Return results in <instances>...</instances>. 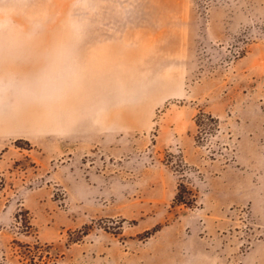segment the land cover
Returning <instances> with one entry per match:
<instances>
[{"label":"rangeland","instance_id":"obj_1","mask_svg":"<svg viewBox=\"0 0 264 264\" xmlns=\"http://www.w3.org/2000/svg\"><path fill=\"white\" fill-rule=\"evenodd\" d=\"M221 169L264 184V0H0V264H264Z\"/></svg>","mask_w":264,"mask_h":264},{"label":"crops","instance_id":"obj_2","mask_svg":"<svg viewBox=\"0 0 264 264\" xmlns=\"http://www.w3.org/2000/svg\"><path fill=\"white\" fill-rule=\"evenodd\" d=\"M255 169V168H254ZM232 173L228 169H221L218 175L212 177V183L215 185L211 192L213 196L222 197L220 200L243 201L250 200L255 208L260 207L264 202V184H242L240 182H228V176ZM252 174L248 173V176ZM238 177L239 175L233 174Z\"/></svg>","mask_w":264,"mask_h":264},{"label":"trees","instance_id":"obj_3","mask_svg":"<svg viewBox=\"0 0 264 264\" xmlns=\"http://www.w3.org/2000/svg\"><path fill=\"white\" fill-rule=\"evenodd\" d=\"M206 120L208 121L212 126L213 128L211 130H213L217 124H218V121L217 119L213 118L211 115L209 114H205V113H199L197 118H196V125L198 127H201L203 125V121ZM183 188V185L180 184L179 185V188H178V192L176 193V196H175V201L177 204L179 205H189L190 204V200H187L183 197L182 193H181V189ZM23 216V218L20 219V217ZM16 219H20V227L22 228V230L24 231L25 234L29 233V231L32 229L29 221H28V218L26 216V213H17L16 214ZM25 247H27V253H31V246L29 245H26ZM38 249V247L36 248ZM35 257V255H29V259L33 260Z\"/></svg>","mask_w":264,"mask_h":264}]
</instances>
